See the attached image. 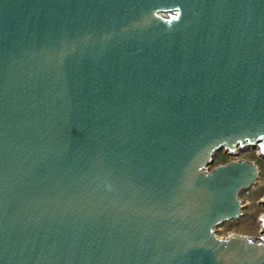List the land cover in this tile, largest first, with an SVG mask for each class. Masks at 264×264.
<instances>
[{
	"label": "water",
	"instance_id": "water-1",
	"mask_svg": "<svg viewBox=\"0 0 264 264\" xmlns=\"http://www.w3.org/2000/svg\"><path fill=\"white\" fill-rule=\"evenodd\" d=\"M246 149L264 0H0V264H264Z\"/></svg>",
	"mask_w": 264,
	"mask_h": 264
},
{
	"label": "rangeland",
	"instance_id": "rangeland-1",
	"mask_svg": "<svg viewBox=\"0 0 264 264\" xmlns=\"http://www.w3.org/2000/svg\"><path fill=\"white\" fill-rule=\"evenodd\" d=\"M236 161L255 163L259 168V177L256 184L249 190L239 195L242 204V216L234 221L226 222L214 228V235L218 238L230 236L247 237L257 239L260 237L261 225L259 218L264 217V159L257 156L256 150L246 149L235 156L227 155L222 150L214 155L213 163L208 167L211 172L219 165H225Z\"/></svg>",
	"mask_w": 264,
	"mask_h": 264
},
{
	"label": "bare ground",
	"instance_id": "bare-ground-1",
	"mask_svg": "<svg viewBox=\"0 0 264 264\" xmlns=\"http://www.w3.org/2000/svg\"><path fill=\"white\" fill-rule=\"evenodd\" d=\"M264 201V196H263V198H262V202Z\"/></svg>",
	"mask_w": 264,
	"mask_h": 264
}]
</instances>
